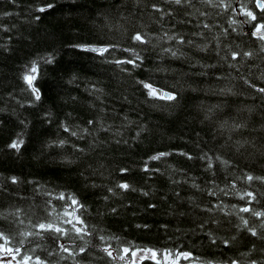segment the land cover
I'll list each match as a JSON object with an SVG mask.
<instances>
[{
  "label": "trees",
  "instance_id": "trees-1",
  "mask_svg": "<svg viewBox=\"0 0 264 264\" xmlns=\"http://www.w3.org/2000/svg\"><path fill=\"white\" fill-rule=\"evenodd\" d=\"M245 3L0 0V231L17 260L129 264L153 250L136 264H166L178 250L191 254L179 264H264V216L251 211H264V182L245 179L264 177V41Z\"/></svg>",
  "mask_w": 264,
  "mask_h": 264
},
{
  "label": "snow or ice",
  "instance_id": "snow-or-ice-1",
  "mask_svg": "<svg viewBox=\"0 0 264 264\" xmlns=\"http://www.w3.org/2000/svg\"><path fill=\"white\" fill-rule=\"evenodd\" d=\"M174 2L177 5H180V4H182L184 2V0H174ZM209 2H211V0H209ZM247 3L253 4L256 9H259L261 12H264V0H247ZM247 3H245L244 6L239 9V14H242V15L248 17L249 18L248 22H255V23H253V30L251 31L250 35H252L253 37H256L257 39H259L261 41H264V17H260L259 22H257L258 21L257 14L254 12V10H251V9H249L247 7ZM40 10L43 11L44 9H40ZM157 10L159 11L160 9H157ZM232 23L235 24L237 22L236 21H232ZM205 27H207V25H205ZM132 39L134 41H139L141 43L144 42V37L140 33L135 34L132 37ZM180 42L182 43L183 41L181 40ZM94 51H107V48H105L103 50L96 49ZM244 55L251 56V53H245ZM232 58L233 59L237 58V54L235 52L232 53ZM117 62L121 63L122 61H117ZM126 62L127 63H134V61H126ZM36 71H37V68H36L35 64H33V66L31 67V72L24 76V80L28 84L29 88L32 90V92L35 95L36 99L38 100L40 98L39 91H38V89L36 87L33 86V81L35 80L36 77L31 74V73H35ZM144 87L149 89V94L152 95V96L159 95L160 98H163V99H168V100L175 99V97L172 94H169V93L159 94V93H157V90L152 88V86L150 84H145ZM257 90L259 92H261V93H264V88H259ZM22 143H23L22 140L19 143H17L16 141H13V143L10 145V147L18 150L20 144H22ZM165 155H167V153H160L157 156L152 157L151 159H154V160L155 159H159L160 157L165 156ZM209 167H211V164H209ZM147 170L148 169L145 168V171H147ZM123 171H126V170H123ZM245 179L248 182H251L253 180H260V181L264 182V177H253L250 174H247ZM11 180H12V183H16L17 182L15 177H12ZM232 186L235 187L234 184ZM118 187H120L121 189L127 190L129 188V185L127 183H121V184L118 185ZM210 194H212V193H210ZM245 197H249L250 198L247 201V203H249V204L251 203L252 200L256 199L254 193L251 192V191H246L240 196L241 199H244ZM69 198L71 199L72 205H77L79 203L75 198H72V197H69ZM60 199H64L63 194H61ZM80 207H83V205H80ZM240 211L241 212H249L250 208L249 207H241ZM251 211H252V214L254 216H256V217L264 216V211H255V210H251ZM65 215H74V213L69 214V213L65 212ZM241 220L243 221V224L245 226L248 225V220L247 219H244L243 217H241ZM22 222L23 221H21V223ZM66 222L67 223H72V220H68ZM76 224H84V221H82L79 217H75V224H73V229H74V231L77 234H80L81 232H84V228L76 227ZM36 227H38L41 230L55 231L56 233H62V234H66L67 231H68V230L62 229L60 227H54L53 224H51V223H49V224L40 223ZM249 231L251 232V235H253V236L257 235V233H256V231L254 229L250 228ZM85 234H87V233H85ZM22 235L29 236V235H32V233H22ZM101 239L103 240L104 237H101ZM11 240H12L11 236H9L8 234L0 231V241H3V243H0V257L5 256V255H11L12 256V260H15L16 259V255H19V253H20V248L17 247L15 249H13L11 246H9L10 243H11ZM213 242H215V241H213ZM225 243H227V242H225ZM21 244H23V241H21ZM60 249H61V251L68 252L70 256L73 255V253L71 251H69V249L67 247H65L64 245H60ZM79 251L80 252H84L85 249L84 248H80ZM103 251H105L106 254L109 257H112L113 252L110 251L108 248H104ZM122 251L126 255L129 252V248L125 247V248L122 249ZM146 251L151 253V257L150 258H152V259L156 258V256H157V252L156 251H153V250H146ZM172 255H173V253L171 251H169L167 253V256H172ZM132 256L135 257L136 256V252H133ZM175 257H176V259L174 261V264H178V261H179L180 258L188 260V259L191 258V254L189 252H186V251L185 252H179L177 250L176 253H175ZM124 258H125L124 255L119 256V259H121V260H123ZM30 259H31L30 256H27V255L24 256L22 258L23 264H27V262ZM142 259H143V257H142ZM0 264H12V262L11 261H5L4 259L0 258ZM37 264H39V258H37ZM157 264H159V261H157ZM233 264H235V262H233Z\"/></svg>",
  "mask_w": 264,
  "mask_h": 264
},
{
  "label": "rangeland",
  "instance_id": "rangeland-1",
  "mask_svg": "<svg viewBox=\"0 0 264 264\" xmlns=\"http://www.w3.org/2000/svg\"><path fill=\"white\" fill-rule=\"evenodd\" d=\"M69 214H72V213L70 212ZM67 217H68L69 220H72V224H75V215H67ZM76 227H79V225L76 224ZM0 243H3V241H0ZM135 252H136V256L135 257L132 256V260H130L128 262L129 264H136L137 262L140 263V262H142V261H144L146 259L153 260L152 258H150L151 257V253L150 252H147V251H135ZM142 257H143V259H142ZM0 258L4 259L5 261H11L12 264H23L22 259L17 260V258H16L15 260H12V256L11 255H5V256H2ZM175 259H176L175 256L164 255L163 262L166 263V264H174ZM181 261H185V259L180 258L179 261H178V264Z\"/></svg>",
  "mask_w": 264,
  "mask_h": 264
},
{
  "label": "water",
  "instance_id": "water-1",
  "mask_svg": "<svg viewBox=\"0 0 264 264\" xmlns=\"http://www.w3.org/2000/svg\"><path fill=\"white\" fill-rule=\"evenodd\" d=\"M96 49H97V48H95V47H89V48H88L89 51H94V50H96ZM99 50H103V49H99Z\"/></svg>",
  "mask_w": 264,
  "mask_h": 264
}]
</instances>
